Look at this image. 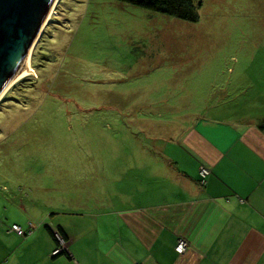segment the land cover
I'll return each instance as SVG.
<instances>
[{"label": "rangeland", "instance_id": "374dc122", "mask_svg": "<svg viewBox=\"0 0 264 264\" xmlns=\"http://www.w3.org/2000/svg\"><path fill=\"white\" fill-rule=\"evenodd\" d=\"M201 3L188 22L59 0L32 71L0 100V198L40 217L85 213L74 202L94 203L119 159L158 152L187 118L264 90V0Z\"/></svg>", "mask_w": 264, "mask_h": 264}, {"label": "crops", "instance_id": "0c3cea01", "mask_svg": "<svg viewBox=\"0 0 264 264\" xmlns=\"http://www.w3.org/2000/svg\"><path fill=\"white\" fill-rule=\"evenodd\" d=\"M249 89L173 127L158 152L119 159L94 203L74 202L85 213L40 217L0 198V264H264V90Z\"/></svg>", "mask_w": 264, "mask_h": 264}, {"label": "water", "instance_id": "95a60500", "mask_svg": "<svg viewBox=\"0 0 264 264\" xmlns=\"http://www.w3.org/2000/svg\"><path fill=\"white\" fill-rule=\"evenodd\" d=\"M56 0H0V98L26 77L35 35Z\"/></svg>", "mask_w": 264, "mask_h": 264}, {"label": "trees", "instance_id": "16d2710c", "mask_svg": "<svg viewBox=\"0 0 264 264\" xmlns=\"http://www.w3.org/2000/svg\"><path fill=\"white\" fill-rule=\"evenodd\" d=\"M117 1L138 6L144 9L158 11L163 14L173 16L177 19L188 22L197 21L198 19L197 9L202 5L201 0H117ZM31 229L32 227H30V230ZM50 230L52 229L50 228ZM55 231L63 239L64 236L62 232L59 230V228H55ZM53 234L55 235V233Z\"/></svg>", "mask_w": 264, "mask_h": 264}, {"label": "built area", "instance_id": "2783aa9c", "mask_svg": "<svg viewBox=\"0 0 264 264\" xmlns=\"http://www.w3.org/2000/svg\"><path fill=\"white\" fill-rule=\"evenodd\" d=\"M209 174V170L205 167H201L200 168V176L202 178H205L207 175ZM30 227H32V224L30 223ZM11 230L15 231L16 233H18L19 235H24L25 234V231L17 224H13L11 226ZM31 231V230H30ZM55 232V235L57 237V239L61 242H63V239L61 238V236L56 232ZM188 247V242L184 239V238H179L178 239V242L175 246V250L178 252V253H183ZM60 251V248H57L56 250H54V254L58 253Z\"/></svg>", "mask_w": 264, "mask_h": 264}, {"label": "bare ground", "instance_id": "6f19581e", "mask_svg": "<svg viewBox=\"0 0 264 264\" xmlns=\"http://www.w3.org/2000/svg\"><path fill=\"white\" fill-rule=\"evenodd\" d=\"M59 0H56L54 2V4L52 5V7L50 8L49 12L47 13L46 17L44 18L39 30L37 31L36 35H35V38H34V42H33V45H32V49H31V54H30V69H29V72L30 73L32 71L31 69V56H32V53H33V49H34V46L35 44L37 43V41L39 40L40 36H41V33L43 32L45 26L52 20V17H53V14L55 13V9H56V6H57V3H58ZM29 75V74H28ZM17 82H15L14 84H16ZM13 84V85H14ZM7 94V93H6ZM6 94H4L3 96H5ZM3 96L1 98H3ZM0 98V100H1Z\"/></svg>", "mask_w": 264, "mask_h": 264}]
</instances>
